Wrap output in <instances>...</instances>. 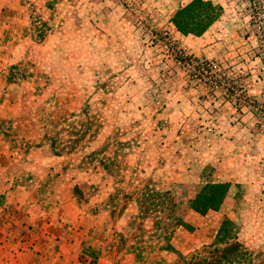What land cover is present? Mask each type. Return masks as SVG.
I'll return each mask as SVG.
<instances>
[{
  "label": "crops",
  "instance_id": "obj_1",
  "mask_svg": "<svg viewBox=\"0 0 264 264\" xmlns=\"http://www.w3.org/2000/svg\"><path fill=\"white\" fill-rule=\"evenodd\" d=\"M191 1L0 0V89H38V112L30 117L7 115V106L22 99L7 94L0 101L5 113L0 139L12 143H0V171L8 163L39 171L30 178L26 196L19 190L21 173L8 183L12 196L6 189L0 192L4 264H89L92 259L97 264H190L198 260L194 256L222 252L219 246L236 241L237 233L253 249L264 243V119L237 109L224 91L210 94L203 84L189 81L165 48L144 44L149 28L166 27L187 53L222 60L249 95L264 100V70L260 55L253 54L258 40L239 0H209L222 13L200 35L184 34L174 23ZM33 58L38 60L34 69L26 65ZM18 72L25 79L14 81ZM93 106L100 111L98 130L91 123ZM81 132L84 138L121 143L77 144ZM112 163L127 175L109 176ZM95 168L101 172L93 173ZM209 173L229 184L228 196L233 190L237 196L236 184L243 183L242 196L253 206L231 213L191 209L192 221L180 217L171 227L160 218L172 214L139 203L137 189L158 174L163 184L172 183L174 175L181 183L192 177L199 184ZM98 182L125 186L120 206L108 204V189L103 196H85V205L72 196L71 186L87 189ZM49 184L68 186L63 192L69 196H57L51 205L49 196H32L43 195ZM237 214L245 217L240 226L225 224ZM226 233L228 241H222ZM36 240L42 255L18 260L10 254Z\"/></svg>",
  "mask_w": 264,
  "mask_h": 264
},
{
  "label": "rangeland",
  "instance_id": "obj_2",
  "mask_svg": "<svg viewBox=\"0 0 264 264\" xmlns=\"http://www.w3.org/2000/svg\"><path fill=\"white\" fill-rule=\"evenodd\" d=\"M239 2L241 5L240 7L241 13L243 16L245 15L246 17H248V20L250 22V27L253 29L257 37V40H258V45H257L258 50H256V52L254 51L253 54L257 53L260 55L258 59L260 60V65H263L264 64V0H239ZM38 21L39 20L36 19V21H34L35 24H37ZM44 28L45 26H43V29ZM164 30H169V29H167L166 27L165 28L153 27L152 31L151 32L149 31L148 35L144 36L143 38L144 44L151 46L152 48H156V47L161 48V49L164 48L162 45L158 43L159 40L156 39L157 37L161 35V33ZM153 33L157 35L156 38L151 37ZM170 33L173 37L174 42H176V44H180V42L174 37L171 31ZM3 53H6V51H4ZM33 60L27 61L28 63L26 64V65L31 64L28 67H31L32 69L37 67V62H38V60L36 62L35 58H33ZM14 78H15L14 81L25 79L23 75L20 74V72H18V74L14 73ZM26 79H29V78H26ZM29 81H31V79ZM37 93H38V89H30V88L16 87V88L0 89V101H3L4 98H7V94H11L12 97L14 98L18 97V99H22L21 103L19 102L17 103L18 106L15 105L14 102H12V105L7 106L9 110L7 115H13V114H18L22 112L23 115L30 117L38 112L37 111L38 106L36 105L35 100H34ZM26 100L28 101L27 103H25ZM30 102L34 105L32 106ZM3 105L0 104V110L2 109ZM41 106L42 105H39V107ZM96 108H97L96 106H93L92 108L93 115H94V118H93L94 121L91 123L94 125V127L96 126V130H98L102 122L100 121V118H99L100 111H98ZM86 109H88V107ZM4 114L5 113L3 111L0 112V115H4ZM78 115L83 116L84 112H80V113L78 112ZM10 123H12L11 120H10ZM59 125H57L58 129L60 128ZM35 131H36V128H35ZM81 135L82 136H79L76 139L77 144H84V143L89 144L92 142L94 145H101V143L118 145V143H121V142H118V140L114 138H106V139L95 138V137L93 138L85 137L84 138L82 132H81ZM0 141H1L0 143L2 144V146L3 144L11 143L10 141L2 143L1 139ZM66 141H68V139H66ZM12 147H14V145ZM113 156L117 157V159L119 160L118 154H115ZM92 158L94 161H96L97 154L93 153ZM112 165L113 167L107 170L109 176L113 178H116V177L118 178L119 176L125 177L127 175L126 174L127 169L124 170L121 168H115V165L113 163ZM100 172L101 170H98V168H95L93 170V173H100ZM17 173H21L24 176V184L21 183L20 185L22 187H25V189L23 190L22 187L19 186L20 187L19 190L21 192L27 191V193L24 196H26L29 193L30 191L29 186H31L30 178L34 176H38L39 171H37L36 168H31V167L22 168L18 164L14 165L10 163H8V167H5V169H3L2 172L0 171V180H2L3 182V184H0L1 185L0 192H3V190L6 189L5 195L12 196V194L8 193L11 191L10 189H8L9 187L8 183L10 181L11 176ZM176 176L177 175H174V177L171 178L172 183L168 182L167 184H163L162 179L164 178V176L161 174H158V176H156L153 180H150L149 184H147L146 187H141L137 189V192L139 193V200H140L139 203L142 204V207L149 209V210L150 209L151 210L152 209L164 210L172 214V216H176V218H172V216L170 217L163 216L162 218H160V221H164L165 225L171 226V227L177 224V221H178L177 219L180 217L182 218L183 221L188 222V223L193 220V217L189 215L188 212L189 210L193 209L192 207L193 201L194 199H196L197 195L199 194L202 188H206V187L210 188L212 184H222V182L215 181L212 174L211 175L206 174L205 177L202 179V183H199V184H196L194 180L192 179V177L189 178V181L187 183L185 182L181 183L180 181H176V179H178V177ZM26 179H29V183L26 182ZM6 180H7V183H6ZM225 185L226 184H223L222 186L217 187V192L222 193L225 189L226 190L230 189L229 184L226 186ZM124 187L125 186L122 183L103 186L100 182L93 183L92 185L87 186V189H86V186L78 185L76 186V188L75 186H71V188H73L72 196L79 198V201H80L79 203H81L82 205L87 204L85 203L86 202L85 196H103L102 192L108 189L109 196H110L108 198L109 199L108 204L110 206L114 205V207H116L115 205L118 206L122 202V200L118 199V196H123V195H120V193L123 191ZM128 187L131 188L132 186L130 185ZM45 190L46 191L45 193H43V195L40 193V191L38 193L36 192L34 195L32 194L31 195L35 197L49 196L50 197V199L48 200L49 205H51L52 201L54 200L56 201V199H58L57 196H69L68 192H63V191L69 190L68 186H61L60 184H49L45 187ZM238 191L240 192L239 194H238ZM245 191L246 189L244 187V184L237 183L236 184V192H237L236 195L237 196H234L235 190H233L232 193L229 194V196L227 192L223 200L221 201L220 208L225 213L226 212L231 213V211L244 212L246 209L251 208L254 203L252 202L249 203L244 198V196H242L244 195ZM132 193L133 192L130 191L127 196H132ZM54 196H55V199H53ZM125 199L127 200L126 197ZM26 202L29 204V207H30V209L29 208L28 209L32 210V208H34L33 209L34 211L33 210L32 211L36 214L37 210L35 208L37 207L34 205L33 197H28ZM29 214H32V213H29ZM228 219L226 221V224H231V225L233 224L235 226H240L245 221V217H242L239 214L235 215L230 220ZM164 222H160V223L164 224ZM237 234L238 236H237L236 241L231 240L229 242L230 243L229 245L227 242L225 244L222 243V245L224 246L222 247L219 246L222 252L217 251V253H213L214 254L213 256H210L208 253L199 255V256H194V259H198V260L196 261L191 260L190 264H264V243L261 244L260 248L253 249L252 247H250V245H247L245 243L247 239L245 241L242 233H237ZM227 236L228 234L226 233L224 237H222V241L227 240L228 238ZM24 240L26 241V239ZM40 246H41V243L39 242V240H36L32 244H25L23 247L19 249L14 248L15 250H12L10 254H12L18 260L21 258L19 257L20 255L22 256L25 254H28L27 256L31 258H35V256H31V255L33 254L42 255V247ZM46 246H47V243H46ZM223 248H226V249L223 250ZM4 250L5 249H0V251H4ZM0 256H2L1 253H0ZM0 262L1 264H4L1 261V259H0ZM96 262H97L96 260L92 259L89 262V264H97Z\"/></svg>",
  "mask_w": 264,
  "mask_h": 264
},
{
  "label": "built area",
  "instance_id": "obj_3",
  "mask_svg": "<svg viewBox=\"0 0 264 264\" xmlns=\"http://www.w3.org/2000/svg\"><path fill=\"white\" fill-rule=\"evenodd\" d=\"M152 29L149 28L147 32H151ZM151 37L156 38L157 35L153 33ZM156 39L186 69L189 81L196 80L203 84L210 94L217 90L224 91L229 99H233L237 109L255 111L260 121L264 119V100L249 95L246 84L232 77L222 60L187 53L185 48L174 42L169 30H164ZM261 69L264 70V64Z\"/></svg>",
  "mask_w": 264,
  "mask_h": 264
},
{
  "label": "trees",
  "instance_id": "obj_4",
  "mask_svg": "<svg viewBox=\"0 0 264 264\" xmlns=\"http://www.w3.org/2000/svg\"><path fill=\"white\" fill-rule=\"evenodd\" d=\"M222 13V7L209 0H193L180 9L174 23L184 34H202ZM223 184H212L210 188H202L193 201V209L206 212L209 209H220L221 201L229 190L217 192V187ZM225 185V186H226ZM222 196V197H221ZM201 202V203H199ZM226 224V223H225Z\"/></svg>",
  "mask_w": 264,
  "mask_h": 264
}]
</instances>
